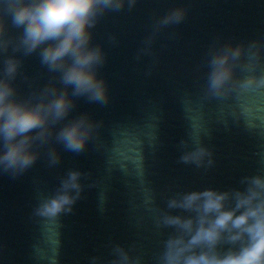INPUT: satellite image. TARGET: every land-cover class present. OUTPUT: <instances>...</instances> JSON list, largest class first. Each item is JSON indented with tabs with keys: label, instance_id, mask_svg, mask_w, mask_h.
<instances>
[{
	"label": "water",
	"instance_id": "1",
	"mask_svg": "<svg viewBox=\"0 0 264 264\" xmlns=\"http://www.w3.org/2000/svg\"><path fill=\"white\" fill-rule=\"evenodd\" d=\"M180 5L188 7V16L159 34L153 45L158 62L149 56L137 61L154 18ZM109 35L116 36V46ZM217 35L235 42L264 35V0H139L132 11L100 21L93 43L107 53L101 75L111 99L104 107L81 99L72 116L87 112L103 127L83 153L57 146L61 163L55 168L42 156L19 178L0 174V264H88L92 255L108 258L111 243L153 264L167 231L154 227L151 197L163 207L175 191L224 189L244 175L264 174V90L204 95L207 69L201 65ZM24 71L37 86L50 78L36 55L26 58ZM20 88L28 91L26 84ZM197 135L216 160L206 176L177 162L179 142ZM69 169L90 173L81 183L97 186H86L73 212L59 221L32 218Z\"/></svg>",
	"mask_w": 264,
	"mask_h": 264
},
{
	"label": "clouds",
	"instance_id": "2",
	"mask_svg": "<svg viewBox=\"0 0 264 264\" xmlns=\"http://www.w3.org/2000/svg\"><path fill=\"white\" fill-rule=\"evenodd\" d=\"M139 0H0V174L16 179L43 156L48 168L61 163L64 151L80 154L97 138L103 121L87 112L72 116L78 102L104 107L110 102L109 84L101 75L107 63L94 31L109 13L132 11ZM187 6L155 17L136 60L152 57L153 45L166 28L182 24ZM177 33L169 34L175 39ZM109 43L118 44L115 35ZM36 55L50 74L43 86L24 71L26 58ZM201 67L206 68L204 95L226 98L234 93L264 90V35L235 42L217 35ZM152 74L151 68L146 75ZM20 83L28 91L22 92ZM248 111L247 108L244 109ZM177 162L207 175L216 165L214 151L201 136L182 139ZM90 173L69 169L54 192L39 200L32 218L59 221L82 198L81 183ZM154 227L167 231L153 264H264V174L240 177L236 186L180 190L167 195L164 206L149 200ZM108 258L92 255L88 264H144L132 248L111 243Z\"/></svg>",
	"mask_w": 264,
	"mask_h": 264
}]
</instances>
